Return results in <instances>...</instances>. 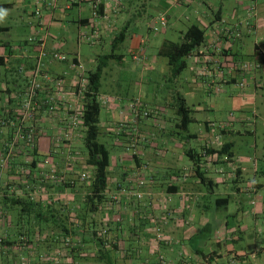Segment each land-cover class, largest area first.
<instances>
[{
  "label": "crops",
  "instance_id": "obj_1",
  "mask_svg": "<svg viewBox=\"0 0 264 264\" xmlns=\"http://www.w3.org/2000/svg\"><path fill=\"white\" fill-rule=\"evenodd\" d=\"M154 1L170 2L172 7L151 15L149 8ZM202 1L205 9L200 7ZM204 1L0 0V9L7 12L5 18L15 16L16 21L31 29L32 36L44 39L49 53L70 57L65 63L48 64L46 71L52 80L27 111L24 103L29 84L19 69H32L37 49L28 38L19 41L20 27L0 25V58L5 59L0 63V187L4 195L36 203L35 211H23L20 217L17 215L22 205L12 206L0 196V237L8 239L0 243V264H47L53 259L57 264H264V144L248 145V150L254 151L245 153V144L237 141V137L250 133L245 130L250 125L254 124V135L264 128V43L255 44L257 57L252 54L259 68L256 74L252 72L253 91L247 98L230 95L232 100L253 102L255 121L251 122L242 111L224 128L217 122L218 105L212 101L214 95L218 96L214 86L237 85L243 75L237 67L240 55L232 39L240 38L239 33L243 36L245 27L248 33L264 37V2L252 0L251 14L256 17L245 26L242 21L246 12L237 13L233 1ZM97 2L103 9L99 17L93 15ZM182 5L194 12L184 16L186 23L179 30L181 40L190 26L198 25L206 32V43L194 55L199 65L183 77L184 84L179 83L178 90L170 91L176 93L168 107L176 117L175 129L179 132L173 130L170 142L158 144L154 139L162 123L159 117L163 107L146 119L136 116L131 103L140 99L150 105L144 97V83L160 77V70L171 76L167 61L158 55L168 38L154 50L153 30L161 15L166 16V30L173 27V22L174 26L182 23L178 15ZM133 11L145 22L134 31L128 18ZM124 30L126 40L116 47L122 60L109 63L103 74L105 86L102 83L107 102H102L106 120L101 119V127L105 141L114 139L109 147L119 152L116 161H111L104 200L97 213L93 217L87 214L84 221L80 215L85 214L89 191L80 188L79 177L90 172L83 129L71 128L70 113L81 105L77 87L98 64L102 55L97 52L110 47L106 54L111 53L114 39ZM139 52L141 61L136 62L133 55ZM128 59L130 64H126ZM137 88L139 97L135 99ZM188 88H192L190 96H199L202 102L210 100L211 108L202 107V102L198 109L192 108L190 96L184 94ZM178 95L192 108V124H198V130L192 132L191 125L183 129L176 107ZM49 103L54 110H50ZM213 114L216 120H212ZM29 132L37 136L32 145L25 138ZM52 132L55 138L67 134L69 141L55 142ZM136 137L138 143L131 150ZM198 140L201 145L196 151L193 142ZM191 150L200 156L198 165L187 155ZM8 152L12 153L9 160ZM196 169L205 173L206 182L196 176ZM246 178L253 180L245 191L238 185ZM230 183H234L232 192H228ZM244 195L250 202L255 198L251 211L245 210ZM82 225L89 230L95 228L101 239L84 237L79 241L73 236L74 246L65 249L58 232L65 228L74 232ZM251 225L258 228L261 239L249 232ZM246 237L257 241V245L253 242L247 251L243 246L225 250L229 238L236 244Z\"/></svg>",
  "mask_w": 264,
  "mask_h": 264
},
{
  "label": "trees",
  "instance_id": "obj_2",
  "mask_svg": "<svg viewBox=\"0 0 264 264\" xmlns=\"http://www.w3.org/2000/svg\"><path fill=\"white\" fill-rule=\"evenodd\" d=\"M0 8L2 7L0 6ZM102 11L103 9L101 6L100 12L102 13ZM2 29L4 30V28ZM127 30H124L118 37L114 39L111 53L99 57L98 64L95 66L94 69L89 71L88 76L85 77L87 82L85 91L81 96L82 106H78L79 108L77 107V109L71 111L70 113L71 124H72L71 128L77 130L80 126L83 129L82 142L84 146V154L86 156V165L88 166L87 168L89 169L90 172V173L86 172V174H82L79 177L80 188L89 191L88 195L85 198L86 200L84 203L85 214L83 215V217L82 215H80L81 219H83L84 221H86L85 216L87 214L89 217H93V215L97 213L99 204L104 200V194L109 188L112 149L107 144V141H105L104 132L101 127L102 98L100 96L102 91V78L105 68L109 65L111 61L122 60V55L120 56L116 54L117 51L116 47L118 45H122L123 42L126 40ZM205 33H206L205 30L200 28L198 25H192L184 33L182 40L180 42H173L168 39L163 41V43L159 48L158 55L167 60L172 79L177 80L183 74V72L188 68V60L191 57H193L195 53L199 51V48H201L206 43ZM31 38H36V40L31 41L30 40ZM31 38L28 39V43L32 44V46L35 49H37V56H38L39 45L41 43L42 38L37 36H33ZM36 58L37 57H35L34 65L31 70H27L24 66H22L19 69L20 73L27 78L29 84L25 93L26 95L25 103L27 102V100H29L28 93L32 86L31 81H32L33 71L35 68V63L37 62ZM4 61H5L4 58H0V63H4ZM68 61L69 58L67 57V60L61 63H65ZM46 68L44 74H47L50 77V79L46 80L44 77L40 79L41 89L37 91L36 96L34 97V99H32L31 108L38 95L48 87L46 85L49 84L52 80L51 74L46 71ZM80 86L81 85L79 84L77 87L78 94H79ZM176 107L181 117V123L183 125V129L188 130L189 126L194 121L192 115L193 112L192 108L188 105L186 99L182 95H178L176 97ZM49 108L50 110H54V105H51V103H49ZM145 109L150 111L149 109L146 108V106ZM151 115L152 112L150 111V116ZM144 118L147 119L148 117H144ZM31 136H32V140H31ZM59 136L60 138L57 140V142L69 141L66 139L67 134L59 135ZM25 138H26V142L32 145L35 143L37 136L35 133L29 132L25 135ZM206 151L207 154H209V150ZM32 152L34 153L33 150ZM222 152L225 153V151ZM203 153L205 154V151ZM7 154L9 160L12 153L8 152ZM187 155L194 162L195 165H198L200 156L195 150L189 151ZM196 176L199 177L203 182H206L207 180V178L205 177V173H201L199 169H196ZM2 191L3 190L0 187V196H2V200H4L5 203L12 202V206L22 205L23 208L21 210V214L17 216L23 217L24 212L31 213L35 211L36 203L33 202L32 200L29 201L25 198L24 199L15 198L14 195H12L13 197H10L6 195V193L4 195ZM4 216H7L6 213ZM27 218H29V216L26 217V220ZM42 230L43 229H40V231ZM58 236L61 243L65 245L64 248L67 250L74 246L75 240L73 236L78 237L79 241L84 239V237H89V238L93 237L98 240H100L102 237V235L99 236V232L95 228L89 230L85 228V225H82L81 229L76 230L74 232H72L70 229L65 228L64 230L58 232ZM6 240H8L6 236H4L3 238L0 237V243L5 244ZM101 247H103V243ZM56 262H57L56 259H53V260H48L46 263L57 264Z\"/></svg>",
  "mask_w": 264,
  "mask_h": 264
},
{
  "label": "rangeland",
  "instance_id": "obj_3",
  "mask_svg": "<svg viewBox=\"0 0 264 264\" xmlns=\"http://www.w3.org/2000/svg\"><path fill=\"white\" fill-rule=\"evenodd\" d=\"M211 0H206L204 2H209ZM233 1V6L236 9L237 13H241L242 11L245 10L246 12V17L243 16L244 20L242 22L244 24L242 25H250L251 23H253V20L255 19V15H252L251 13H254V11H251L252 9H254L252 6L254 1L252 0H231ZM262 2H264V0H261ZM203 1L200 3V7L203 8L204 4H202ZM252 3V4H251ZM172 7L170 2H155L152 3V6L149 8V12L151 15H155L157 16L159 14V12H166L168 9H170ZM190 6H186V5H182L178 8V15L181 18L182 23H179V25H175V22L172 23V28L170 30H166V27H163L162 24L159 22L157 24L156 27L157 30H153V34L155 35L154 37V42L152 47L154 48V50H156L157 45L164 39V38H168L171 39L175 42H180L181 41V33L179 32V30L181 28H183V24H185L186 22H184V16L186 14V12H194L192 11L193 9L189 8ZM205 9V8H203ZM229 9V8H228ZM30 12L34 11V7L29 8ZM31 15V14H30ZM128 18L132 20V30L134 31L136 28L140 29V27L143 26L144 19L142 16H138L136 14L135 11H133V13H131L130 15H128ZM31 19H34L33 16H31ZM0 25L1 26H5V25H9V26H13L15 28L20 27V36H19V41L24 42L27 38L29 39V37H33V33L31 31V29H29L28 27H24L23 24L21 22L16 21L15 16L13 17V19L10 18H5L3 21H0ZM137 26V27H136ZM181 27V28H180ZM156 31V32H155ZM245 32L242 33L243 36H241V33H239V37L237 39H232V42L236 44L237 46V50L239 51V55H240V59H238V63L239 66H237L243 73V75L241 76V78H239V82L237 83V85H224L221 86L220 84H217L216 86H214V94H218V96H213L212 97V101L214 103H216L218 105V111H216L217 113V122H220L224 128H226L227 125H224L225 123H229L231 120L233 119H237L239 118L241 112L243 111L245 113V115L249 118V120H251V122L255 121V117H254V113H253V102L250 100H243V101H238V100H232L231 99V94L239 96L240 98L243 97V95L247 98L249 96V94H251V92L253 91L254 88V83L252 81V72H254L256 74L257 70H259V68L257 67V63H255V53L256 50L254 48L255 44L258 42L259 44L264 43V39L261 41L262 36H257L256 33L252 32V33H248V31H246V27H245ZM90 34V33H89ZM30 37V38H31ZM236 41H238L236 43ZM234 44V45H235ZM243 46H245L243 48ZM264 46V44L262 45ZM87 47V46H85ZM152 48V49H153ZM263 48V47H262ZM200 49V48H199ZM264 50V48H263ZM106 51V52H105ZM105 51L100 50V52H97V55H103L106 54L108 51H110V47H108ZM126 51V50H125ZM124 51V52H125ZM104 52V53H103ZM123 52V50H122ZM64 54V53H63ZM252 54L254 55V57L252 56ZM66 55V54H65ZM37 57V55H36ZM68 57V55H67ZM257 57V56H256ZM70 58V57H69ZM254 58V59H253ZM261 59V58H260ZM70 60V59H69ZM163 62L167 61L166 59L162 58L161 59ZM201 60V59H200ZM130 62V59L127 60L126 64H128ZM189 65H188V69H186L184 71V73L182 74V78L180 77V79H178V83L174 82V79L171 78V76H169L167 73H165L164 70H160L159 74L160 77H158L157 79H154V81L150 82V83H144L143 87L145 89V91L147 92L144 97L148 100L150 105H146V103L142 100H140L147 109H149L152 112V115L148 118H151L153 116V114H155V112H157V110H159V106L163 107V112L162 115H160L159 119L162 120V123L159 124V128L156 132L155 135V142L156 143H168L170 142V139H172V134L174 133L173 130L178 131L175 129V123L176 121V117L174 116L172 110L168 107V104L170 102L173 101L172 96L175 95L174 93H171L170 91H175L178 90L180 88L179 83L181 85L184 84V80L183 77L184 76H188L192 74L193 71V67H195L199 60L196 58V56L191 57L189 60ZM255 63V64H254ZM130 64V63H129ZM262 62L260 64H258V66H261ZM199 65V64H198ZM169 67V65H168ZM198 73V72H197ZM164 75H167V77H164ZM105 79L103 78V86H105L104 84ZM129 88V86L126 88V90ZM211 88H209L210 90ZM223 89L224 92H221V90ZM192 90V88H188V90H184V94H186L187 96H190V91ZM105 90L103 89V91L101 92V98L102 100H106L104 99V92ZM137 93L134 95L136 96V98L139 97V88H137ZM221 95V96H219ZM190 101L189 104L192 108L198 109L200 106V103L202 102V100L200 99L199 96H195L192 95L189 97ZM138 101V100H136ZM135 100L131 103H135ZM211 102L209 101H203L202 102V107H208L211 108ZM156 117H158L156 115ZM147 118V119H148ZM101 119L103 121L106 120V113H105V108L102 106V115H101ZM120 120V119H118ZM212 120H216L215 118V114H213L212 116ZM167 127V128H166ZM162 128H165L164 130H162ZM199 126L198 124H191V131L194 132L196 130H198ZM245 130H247L246 135H244L243 137H237V141H241V143L245 144V146L243 147V151L245 153H250L253 152L254 150H248L247 146L248 145H253L255 142H258L259 145H263L264 144V128L261 127L258 130V135H254V131H255V127L254 124L250 125L248 127L245 128ZM179 132V131H178ZM55 134L52 132L51 133V137H53V140L55 142H57V140L60 138L59 135H57V138H55L54 136ZM114 143V139H110L107 141V144L113 145ZM193 148L196 151L200 150V145L201 142L195 141L193 142ZM246 147V148H245ZM114 148V147H113ZM118 152L119 150L117 148L112 149V162L114 163L116 161V156H118ZM238 162V161H237ZM252 178H246L245 181L241 182L238 186H240L242 189H244L245 191L249 188L251 182H252ZM234 183H230V189H228V192H232V190L234 189ZM233 188V189H232ZM224 190H227L226 188ZM243 199H245V210L246 212L251 211V202L254 201L256 202L253 198V200L250 202L251 199H249L248 196L244 195ZM254 222V220H251V223ZM234 225V223H232ZM249 232L251 234L256 233L255 236H257V239H261L263 235H261L259 233L258 228L256 227V229H253L252 225L250 226V230ZM157 235V233H155ZM159 235L160 232H158ZM231 238H229V241L227 244H224V248L227 251L230 250H237V248L240 249V246L247 251L248 247L252 246L255 242L257 245V241L252 240V238H243L240 242L234 244L231 242L230 240ZM249 243H251L249 245ZM224 251V250H223ZM226 251H224L225 253Z\"/></svg>",
  "mask_w": 264,
  "mask_h": 264
},
{
  "label": "built area",
  "instance_id": "obj_4",
  "mask_svg": "<svg viewBox=\"0 0 264 264\" xmlns=\"http://www.w3.org/2000/svg\"><path fill=\"white\" fill-rule=\"evenodd\" d=\"M253 11V10H251ZM100 14V4L97 2L94 5L93 8V15L95 17H99ZM36 15L40 16L41 12L39 10L36 11ZM159 22L162 24L163 27H167V19L165 15H161V17H159ZM154 30H157L156 27H154ZM31 41H35L36 38H31ZM37 62L35 63V68L33 71V75H32V86L29 90L28 96H29V100H27V102L25 103V108L27 109V111H30L31 108V101L32 99H34V97L37 94V91L41 89V78L44 77L46 80H49L50 77L47 74H44L45 68L47 67L48 64L53 63V62H64L67 60V56L63 53H59V52H54V53H49L46 47V41L44 39H41V43L39 45V54L37 56ZM133 60L136 62H140L141 61V53H136L133 55ZM86 79L82 78L81 82H80V90H79V94L80 96L83 95V92L85 91V87H86ZM103 103H106V100H102ZM82 106V104L80 105ZM131 108H133V110L135 111V114L137 117H149L150 116V111L145 109V105L140 101H136L135 103L132 104ZM31 140H32V136H31ZM138 143V139L137 137L133 139L132 143H131V149L135 148L136 145ZM69 242V241H68Z\"/></svg>",
  "mask_w": 264,
  "mask_h": 264
},
{
  "label": "clouds",
  "instance_id": "obj_5",
  "mask_svg": "<svg viewBox=\"0 0 264 264\" xmlns=\"http://www.w3.org/2000/svg\"><path fill=\"white\" fill-rule=\"evenodd\" d=\"M6 15H7L6 10L0 9V21H3Z\"/></svg>",
  "mask_w": 264,
  "mask_h": 264
}]
</instances>
